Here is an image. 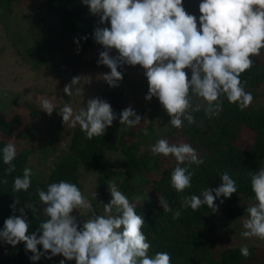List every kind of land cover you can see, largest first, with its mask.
Here are the masks:
<instances>
[{
	"label": "clouds",
	"instance_id": "9594fccd",
	"mask_svg": "<svg viewBox=\"0 0 264 264\" xmlns=\"http://www.w3.org/2000/svg\"><path fill=\"white\" fill-rule=\"evenodd\" d=\"M83 3L92 15L100 17V24L110 21V28L97 27L94 31L95 41L105 49L97 63L111 70L103 79L111 87H117L123 80L120 67L141 66L149 84L146 100L157 97L171 116L173 127L182 128L184 120L194 123L192 112L199 111L202 105L208 118L218 117L223 110L222 97L237 104L241 111L252 105L254 96L245 90L247 81L240 76L253 67L254 60L250 57L264 49V0H201L199 29L197 17L185 11L183 0H83ZM113 49L118 55H110ZM185 69L191 70L190 79ZM79 79L74 77L65 86L63 92L67 96L73 95L72 86ZM194 98L200 103L194 105ZM39 104L48 115L56 110L48 98H41ZM59 114L65 124L69 121L72 127L79 124L88 139L103 136L117 119L111 104L100 98L89 99L86 108L79 112L65 104ZM119 119L121 125L132 129L143 118L129 106L119 114ZM144 134L147 135V129ZM2 151L3 163L8 165L5 172L10 174L15 171L17 148L8 143ZM151 151L154 155L175 157L177 166L171 174V186L176 191L184 192L191 187L194 173L180 165L186 161L199 165L203 160L190 144H170L161 138ZM33 175L32 169L25 167L23 176L14 179L13 191H28ZM249 175L257 203L246 209L242 235L264 240V166ZM221 180L215 189L207 188L199 196L183 198L184 207L196 211L207 205L213 213L217 212L218 197L230 198L238 192L237 183L228 172L221 174ZM108 190L112 199L103 204L107 215L94 214L81 228L73 210L91 208V204L76 184L64 180L51 183L46 191L37 190L47 217L37 232L29 234L31 222L25 209L37 211L29 203L19 209L20 215L13 214L4 221L0 239L13 246L25 242L26 250L34 254L30 257L32 261L40 260L50 251L48 259L62 254L76 264H171L167 252L149 255L151 245L142 231L144 217L137 214L135 205L116 184L109 183ZM18 203L16 198L10 205L14 212ZM160 203L165 212H173L161 196ZM180 216L179 209L173 212V219ZM38 245L43 246L44 252ZM240 252L244 257L251 255L246 245ZM60 264H65V260Z\"/></svg>",
	"mask_w": 264,
	"mask_h": 264
},
{
	"label": "trees",
	"instance_id": "16d2710c",
	"mask_svg": "<svg viewBox=\"0 0 264 264\" xmlns=\"http://www.w3.org/2000/svg\"><path fill=\"white\" fill-rule=\"evenodd\" d=\"M26 1L29 0H0V16L9 17ZM29 8L45 12V18L38 19V23L50 15L54 21L52 26L60 24L62 35L71 47L74 42L78 50L99 46L96 58L84 64L91 68L98 62L100 52L105 49L94 39L95 27L89 17L91 12L83 0H41L33 2ZM107 25L111 27L110 21ZM47 28H51L50 24ZM38 47H33L30 53L25 48L23 51L25 56L36 57L31 61L35 67L47 61L45 57L38 58ZM71 58L68 56L64 59L70 67ZM250 58L254 60V65L242 73L240 79L247 81L245 90L252 93L254 100L257 98L253 106L241 111L237 104L229 103L226 97H222L223 110L218 117L208 118L202 105L199 111L192 112L194 123L189 124L184 120L182 128L171 126L158 132L144 120L132 129L121 125L119 114L127 107L113 99L119 93H111V106L117 115L112 126L107 128L103 136L92 139H88L80 127L74 128L61 147L58 159L47 171H38L30 159L39 149L34 141H39L42 126L51 130L50 122L57 116L60 106L48 115L41 109L35 95L30 100L13 101L8 106L10 113L5 114L4 109L0 110V230L7 218L13 214L20 215L19 209L31 203L37 211L33 213L25 209L31 222L29 234L37 232L40 223L47 219L43 211L45 206L40 202L37 190L46 191L49 184L61 180L76 184L91 204V208H81L78 214L84 218L94 214L106 215L103 213V204H107V199L112 197L108 184L114 183L135 205L137 214L145 219L142 231L151 245L150 256L167 252L171 264H264V245L250 241L229 245L220 236L221 230L246 213L251 204L240 203L239 195L255 198L249 173L264 166V100L258 101L264 90V49L259 55ZM134 68H125L122 82L126 81ZM74 71L73 68L72 75ZM3 92V96L5 93L11 94L9 89L0 88V100ZM120 92H123V86ZM65 98L69 99V96L65 95ZM144 129H147V135ZM243 135L251 136L250 140L242 143L240 139ZM161 138L167 139L170 144H190L198 158L203 160L199 165H189L187 161L180 165L194 173L191 187L184 192H178L171 186V174L177 166L175 157L154 155L151 151ZM8 143H13L17 148V156L13 161L15 171L10 174L5 172L8 165L3 163L2 151ZM109 151L122 154L124 171L111 164ZM25 167L31 168L34 173L31 186L26 192H14V179L23 176ZM224 172H228L236 181L238 192L230 198L218 197L215 201L217 212L213 213L207 205L196 211L184 207L183 198L199 196L207 188L219 187ZM160 196L168 202L173 212L178 209L181 211L179 219H173V212L164 211ZM16 198L19 203L14 212L10 205L16 202ZM112 214H116L114 209ZM76 219L81 228L87 220L81 222L79 218ZM245 245L251 253L248 257L242 256L240 252ZM38 248L44 252L42 245H38ZM32 255L31 251L26 250L25 242L13 246L0 239V264H60L61 260H65V264H76L75 260L68 261L62 254L48 259L50 251L38 261H32Z\"/></svg>",
	"mask_w": 264,
	"mask_h": 264
},
{
	"label": "rangeland",
	"instance_id": "374dc122",
	"mask_svg": "<svg viewBox=\"0 0 264 264\" xmlns=\"http://www.w3.org/2000/svg\"><path fill=\"white\" fill-rule=\"evenodd\" d=\"M36 1L41 0L22 2L9 17L0 16V88L11 91V94L5 93L4 96V92L2 93L0 110L4 109V113L8 114L10 113L8 106L13 101L30 100L34 95L37 97L38 102L41 98H48L55 107L60 106L59 109H61L65 104H68L75 112L86 108L89 99L100 98L110 104L113 103L114 99L115 102L125 107L131 106L140 114L142 120L151 124L158 132H163L172 126L170 124L171 116L164 109L159 99L153 97L151 101L146 100L149 84L145 70L142 67L134 66L135 68L131 70L125 82L120 81L119 86L111 87L103 79L104 74L110 73V68L98 63L91 65V68H87L84 64L96 58L99 46L78 50L74 42L73 47H71L67 38L62 35V26L60 24L52 26L54 21L50 18V15L38 23V19L45 18L46 14L42 10L29 8ZM200 3L201 0H183L185 11L197 17L198 29L200 27L199 17L202 15L199 8ZM89 17L93 20L92 26L95 27L93 30L97 27L109 26L100 24L99 16L90 14ZM49 24L50 29L47 28ZM35 46H39L38 58L45 57L47 59L45 63H40L37 67L31 65L34 56H25V52H23L25 48L26 52L30 53V50L32 51ZM110 55H118V52L113 49ZM68 56H72L71 67L64 61ZM129 66L123 65L118 71H121L124 76L125 68ZM73 68L75 70L74 75H72ZM185 71L190 79L191 70L185 69ZM74 77H79V82L72 86L73 95L66 99L63 89L71 83ZM122 86L123 92H120ZM77 90H79V94H77ZM111 93H119V95L112 99L110 97ZM256 100H253L251 106L256 103ZM260 100H264V90L260 93L258 101ZM193 103L195 105L200 101L198 98H194ZM50 125V131L47 130L46 126H42L39 141L36 139L38 142L34 141L39 149L31 156L30 160L38 171H47L51 168L54 161L58 159L61 147L69 139L71 131L76 127H80L79 124L72 127L70 121L65 124L59 112L50 122ZM250 138L251 136L243 135L240 140L242 143H246ZM148 142H150L149 139ZM108 155H110L111 164L116 169L124 171L122 154L109 151ZM111 199L112 197L107 199V204L110 203ZM239 201L242 204L254 205L257 203L255 198H245L241 194L239 195ZM75 210L76 212L73 214L81 222L89 218H84L78 214V209ZM103 213L106 214L105 210H103ZM246 218L247 214L245 213L238 221L221 230L222 240L229 245L246 241L264 245V240L256 237L245 238L242 235V232L245 231L243 221Z\"/></svg>",
	"mask_w": 264,
	"mask_h": 264
}]
</instances>
